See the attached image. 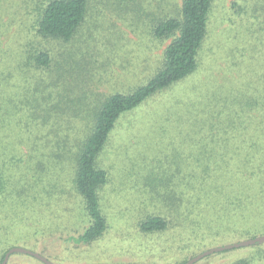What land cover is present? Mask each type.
Returning a JSON list of instances; mask_svg holds the SVG:
<instances>
[{"label":"rangeland","instance_id":"1","mask_svg":"<svg viewBox=\"0 0 264 264\" xmlns=\"http://www.w3.org/2000/svg\"><path fill=\"white\" fill-rule=\"evenodd\" d=\"M30 1L0 0V163L23 157L22 163L10 168L16 191L0 206V253L7 246L4 250L19 246L42 254L54 264H184L213 247L264 236V197L252 205L246 227L232 218L229 225L234 224V228L222 236V193H218L222 189V103L235 104L233 94L237 90L250 95L245 81L256 78L246 72L240 54L234 58L230 55L234 49L250 55L238 7H233L238 0L214 1L197 71L120 119L107 146V157L102 158L109 172V182L101 190L108 228L91 243L78 239L87 216L84 198L73 185V165L51 154L61 151L62 156L63 144L79 139L82 125L60 130L58 137L57 128L64 117L60 108L65 105L52 107V102H45L43 85L47 84L49 91L57 68L70 67L62 61L68 60L66 54L71 51L75 60L86 65L83 89L93 95L113 88L127 92L152 75L172 37H151L149 15L130 23L132 16L122 20L119 11L103 5L110 21L97 28L90 25L85 41L64 44L48 40L37 32V14L31 12ZM180 1L169 0L162 6L156 2L150 7L157 16H170L177 14ZM120 29L125 31V39L116 50L108 38ZM90 34L94 36L88 37ZM39 47L50 50L58 65L53 71L31 60ZM111 56V64L102 66L104 57ZM27 57H31L29 61ZM257 130L263 133L264 124ZM255 137L261 141L259 134ZM201 157H207L205 163L198 160ZM186 161L190 165H185ZM239 162L236 159L233 163ZM245 166L242 172L250 176L252 172ZM229 172L227 168L225 175ZM235 173L233 169L230 175L242 181ZM34 174L40 177L39 184L30 188L35 196L17 193L22 176L32 182ZM192 174L209 176L206 181L214 184L208 183L203 190H210L201 198L198 191L190 190L188 201L171 204L168 195L175 199L183 175L191 181ZM164 175L175 181L167 194L160 181ZM47 189H51L50 195ZM150 216L167 218L169 227L144 232L140 223ZM245 229L254 236L239 238ZM222 237L237 240L222 243ZM243 257L252 264H264V242L215 252L194 264H232ZM7 264L43 263L13 253Z\"/></svg>","mask_w":264,"mask_h":264},{"label":"trees","instance_id":"2","mask_svg":"<svg viewBox=\"0 0 264 264\" xmlns=\"http://www.w3.org/2000/svg\"><path fill=\"white\" fill-rule=\"evenodd\" d=\"M214 1L181 0L179 4H176L177 14L170 16L167 14L157 16L150 7L156 2L162 6L169 0L30 1L31 12L37 14V32L39 36L48 40L52 39L64 44L83 41L86 32L90 31V25L97 28L110 21L108 17L110 15L103 11V5L119 11V18L122 20H128V15L132 16L130 23L137 17V19L144 17L143 14L149 15L151 17L147 29L151 37L155 40L172 37L152 75L145 83L134 85L127 92L113 88L109 92L98 90L93 95V93L90 94L89 89H83L84 74L82 75V72L86 70V65L75 60L76 55L71 54V51L66 54L68 60L62 61L67 62L70 67H61V65L57 68L56 81L53 80L49 91L47 84L43 85L45 102L48 104L52 102V107L65 105L64 108H60L64 117L57 128L58 137L64 129L82 125L81 137L71 144L65 142L62 156L59 154L61 151L55 154L51 152L52 158L61 157L72 163L73 185L84 198L82 203L87 221L78 238L79 241L91 243L101 238L108 228L107 217L101 206V190L109 182V172L103 166L102 158L107 157V146L111 142L114 129L124 115L140 107L156 93L190 77L197 71L199 57L209 34L210 15ZM233 7H238L237 11L240 13L241 23L244 26V40L247 42L246 46L250 55L246 52L238 53L235 49L230 55L234 58L236 54H240L242 61L245 62L246 72L254 74L256 78L249 79V82L245 81L249 85L250 95L237 90L239 93L233 94L235 104L229 106L224 104L225 102L222 103V114L224 115L222 116V153L220 154L222 157V189L218 191L219 194L222 193V236L230 230L229 228H234V224L229 225L232 218L246 227V221L253 209L252 205L256 201L260 203L264 197V144L262 143L264 142V131L262 133L257 130L259 124H264V0H238L233 2ZM124 32L120 29L108 38L112 48L116 44L117 50L119 42L124 41ZM90 36L94 35L90 34L88 37ZM36 50L31 60H35L38 67H46L53 71V68L58 66L47 47H39ZM85 53L83 51V54ZM30 58L27 57V60L29 61ZM104 59L102 66L106 63L111 64L112 56L110 59L109 57H104ZM98 60L96 58V62ZM99 80L103 81L102 78ZM97 87L100 85L98 84ZM257 134L262 142H258L255 137ZM55 147L58 146L55 145ZM252 152H254L253 155L250 154ZM206 158L201 157L198 160H203L205 163ZM236 159L240 162L234 165L233 162ZM22 160L23 157L14 156L0 163V206H3V203L7 202L6 199L16 191L13 187L10 168L16 166L17 163H22ZM190 163L186 161L185 165L188 166ZM39 164L41 165V162ZM244 166L246 171L252 172L250 176H245L242 172ZM227 168L230 172L225 175ZM233 169L237 172L235 174L242 177V181L230 175ZM171 178L169 176L166 178L165 175L160 178L164 186V194L168 193L167 188L175 182L171 181ZM191 178L192 180L189 181L188 177L183 175L175 191L176 198L174 199L172 194L168 195L172 200L171 204L178 202L181 205L188 201L187 196L190 190L198 191L199 198H201V194L210 190L203 189H207L209 184H214V182L206 181L209 176H202V174H192ZM31 180L32 182H27V177L22 176L23 184L17 193H28L26 195H31L30 198L35 196L30 188L39 184L40 177L34 174ZM45 191L49 193L47 195L51 194V189ZM169 223L165 217L150 216L144 219L140 226L144 232H159L166 230ZM251 236H254L253 231L245 229L243 237L239 238ZM1 240L2 237H0V244ZM228 240L231 242L237 238L222 237V243ZM4 249L0 253V263L7 251ZM19 254L34 257L29 254ZM39 261L44 264L43 261ZM232 264H252V262L248 257H243Z\"/></svg>","mask_w":264,"mask_h":264},{"label":"water","instance_id":"3","mask_svg":"<svg viewBox=\"0 0 264 264\" xmlns=\"http://www.w3.org/2000/svg\"><path fill=\"white\" fill-rule=\"evenodd\" d=\"M262 242H264V236H258V237H254V238H250V239H246V240H242V241H238V242H234V243H230V244H226V245H222V246H218V247H213V248L208 249V250L204 251L203 253L191 258L190 260H188L184 264H194L198 260H200L201 258H203L207 255L213 254L215 252L233 249V248H238V247H242V246H250V245H253L256 243H262ZM13 253L29 254V255H32V256L36 257L37 259L43 261L46 264H54L51 260H49L47 257L43 256L42 254L35 252V251H32L28 248L19 247V246H15V247L10 248L6 252V255H5L1 264H7L11 254H13Z\"/></svg>","mask_w":264,"mask_h":264}]
</instances>
